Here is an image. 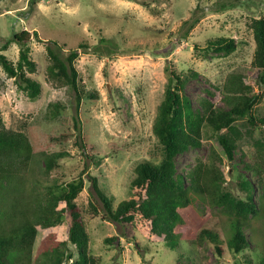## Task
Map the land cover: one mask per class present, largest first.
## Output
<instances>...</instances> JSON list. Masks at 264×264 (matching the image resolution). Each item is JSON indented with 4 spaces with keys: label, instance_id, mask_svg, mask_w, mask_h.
Segmentation results:
<instances>
[{
    "label": "rangeland",
    "instance_id": "1",
    "mask_svg": "<svg viewBox=\"0 0 264 264\" xmlns=\"http://www.w3.org/2000/svg\"><path fill=\"white\" fill-rule=\"evenodd\" d=\"M217 1L0 0V37H9L24 29L31 33L28 45L36 71L28 75L41 85L39 96L30 100L17 87L14 78L8 77L0 67L3 123L7 128L25 133L32 145V160L16 193L22 203L46 193L47 186L55 183L54 176L65 182L81 174L84 162L75 143L79 135L88 138L90 153L97 154L98 163L91 165L87 173L97 178L98 186L111 198L113 207L127 199L135 166L144 160L158 163L163 156L152 126L167 85L164 71L167 61L188 77L185 94L194 107H198L200 98L224 106L221 87L229 74L240 73L255 92L262 94L254 112L264 116V88L256 84V70L251 66L255 43L249 28L252 16L264 17V0H236L235 7L215 12ZM193 19L197 20L191 26ZM34 31L38 38L33 36ZM220 36L234 38L236 50L228 56L203 57L198 49L204 48L209 39ZM100 37H117L127 53L108 59L79 50L75 61L79 83L84 93L92 96L83 99L76 108L72 90L48 77L47 41H57L66 51L79 43L93 47ZM19 49L17 43H11L4 54L16 62ZM192 72L196 75L192 76ZM52 103L59 105L54 117L49 112ZM76 115L79 129L74 126ZM237 124L244 129L246 118H239ZM251 132V136L239 139L237 146L255 164L254 141L264 135V129L253 128ZM61 133L68 134L65 141L47 140ZM59 152L62 153L59 167L47 174L44 156ZM212 152L222 158L220 170L224 174V186L242 197L238 174L244 171L232 170L236 165L227 160L211 132L206 133L201 147L189 148L176 157L177 172L185 174L199 160L208 162ZM244 174L254 183V200L258 203L264 183L256 175ZM82 176L84 187L75 201L83 210L89 252L98 258L99 264H245L246 259L264 264V246L260 244L251 243L240 254L228 249V224L223 208L219 210L198 200L196 206L201 214H184L185 224L191 230L187 234L181 228L183 236L174 251L158 238L147 241L129 225L104 220L101 212L92 215L88 206L92 187L86 172ZM68 224L66 217V227ZM203 228L218 235L221 255L209 240H200L198 232ZM252 228L245 227L249 237ZM37 230L30 264H38L35 257L45 233L40 226ZM111 237L115 238L113 242L105 241Z\"/></svg>",
    "mask_w": 264,
    "mask_h": 264
},
{
    "label": "trees",
    "instance_id": "2",
    "mask_svg": "<svg viewBox=\"0 0 264 264\" xmlns=\"http://www.w3.org/2000/svg\"><path fill=\"white\" fill-rule=\"evenodd\" d=\"M236 2L218 0L214 11L223 12L233 8ZM196 20L191 21V26ZM249 28L255 43L251 66L256 70V84L264 88V17L252 16ZM32 34L38 38L36 31ZM30 37L31 33L25 29L9 37H0V67L8 77L14 78L17 87L30 100H34L41 92V85L28 75L36 71V63L31 58L28 45ZM11 43H17L20 47L16 62L4 54ZM120 46L117 37H100L93 47L79 43L76 48L64 51L57 41L48 40V77L72 90L78 108L83 99L92 96L84 93L79 83V73L75 67L79 50L109 59L127 53ZM195 48L198 49L197 46ZM236 48L234 38L220 36L209 39L206 46L198 50L203 57L228 56ZM164 71L167 85L152 126L163 156L158 163L144 160L135 166L130 196L115 207L112 206L111 198L98 186L97 178L87 173V169L98 163V159L97 154L90 153L88 138H81L80 135L75 143L84 162L81 174L65 182L54 176L55 183L47 186L46 193L22 203L16 193L22 186L23 175L32 160V145L25 133L7 128L0 114V264H30L37 226L45 231L35 257L38 264H99L98 258L89 252L83 210L75 201L84 187L82 174L85 172L92 187L88 201L92 215L101 212L104 220L129 225L149 242L158 238L168 249L176 251L183 236L181 228L184 227L187 234L191 230L185 224L184 214L200 213L196 205L198 200H202L213 208L225 209L228 224L226 244L234 254L244 252L251 243L264 246V230L259 228V225L264 227V191L256 203L254 183L244 174L256 175L264 183V135L254 141L255 164L237 146L239 139L251 136L253 128L264 129V116L254 112L262 94L255 92L242 74L232 73L221 87L224 106H216L210 99L200 98L198 107H194L185 94L188 77L177 72L168 61ZM195 75L192 72V76ZM49 112L51 117L57 116L59 105L50 104ZM239 118H246L244 129L237 124ZM79 122L76 115L75 128L79 127ZM207 132H211L232 166L236 165L232 170L244 171L238 174L242 197L235 196L224 186L225 178L220 170L222 158L215 152H212L208 162L199 160L185 174L177 172L176 157L189 148L201 147ZM67 138V133H61L51 135L47 140L55 143ZM61 155L59 152L44 156V171L47 174L59 167ZM66 217L69 218L67 227ZM246 225L253 226L250 237L245 233ZM198 236L200 240H209L221 255L222 248L216 233L203 228ZM114 240V237L105 239L108 243ZM245 264L257 263L246 259Z\"/></svg>",
    "mask_w": 264,
    "mask_h": 264
}]
</instances>
